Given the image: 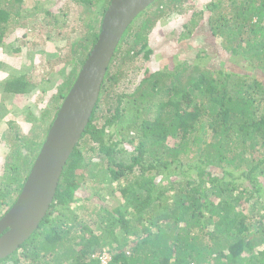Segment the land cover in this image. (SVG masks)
Wrapping results in <instances>:
<instances>
[{"label":"trees","instance_id":"1","mask_svg":"<svg viewBox=\"0 0 264 264\" xmlns=\"http://www.w3.org/2000/svg\"><path fill=\"white\" fill-rule=\"evenodd\" d=\"M76 1L97 8L101 19H84L85 32L64 57L50 62L55 53L46 54L65 76L41 126L23 133L6 120L11 144L0 179V218L19 195L110 3ZM193 2L156 0L126 28L44 219L0 264H264V0H210L203 10L190 11ZM189 11L175 36L200 43L194 59L172 69L146 65L134 89L118 94L125 69L154 53L155 24L166 14ZM27 12L22 0H0V44ZM213 44L238 71L209 65L206 50ZM31 89L23 73L6 79L0 120L10 95ZM25 121L32 122L28 116ZM177 172L194 174L171 184L173 193L156 185L157 177ZM116 182L109 190L113 206L83 191L86 184ZM94 198L102 203L89 208Z\"/></svg>","mask_w":264,"mask_h":264},{"label":"rangeland","instance_id":"2","mask_svg":"<svg viewBox=\"0 0 264 264\" xmlns=\"http://www.w3.org/2000/svg\"><path fill=\"white\" fill-rule=\"evenodd\" d=\"M209 1L194 0L190 11L192 9L194 11L203 10L204 5ZM22 6L28 11L27 16H24L26 18L25 21L23 20L24 18L20 20V24L17 25L19 29L7 35L4 38V42L0 44V102L3 96L1 93L2 85L11 76L23 73L32 89L28 93L10 95V100L8 99L5 102L8 113L2 117L4 120H0V179L11 144L8 142L11 129L6 120L13 121L23 133L28 132L32 126L35 129L41 126L40 118L42 113L45 110H53L57 103L53 96L65 76V71L54 70L50 62L56 56L64 57L70 50V43L80 40L86 29L84 27V19L86 17L101 19L100 14L96 13L97 8L94 6L85 8L76 0H22ZM189 6L191 5L184 6V9ZM45 11H49V15L45 14ZM93 11L95 12L94 14ZM190 11L182 15L173 13L168 16L166 14L164 19H160L155 24L152 31L153 39L150 41V45L155 48L154 53L150 56L149 61L143 57H138L125 69L126 72L125 76L122 77V84L116 90L118 94L127 93L134 89L146 65L149 66L150 70L155 67L162 68L165 65L172 69L177 61L182 63L194 59L200 43L195 40L188 43L186 38L178 40L175 36L181 31L184 19H187L186 16ZM137 18L134 19L135 22L138 20ZM22 21L25 22L24 25ZM15 37L18 38L14 39ZM12 47H18L19 50L16 51ZM50 52L55 53V56L50 62H47L45 56ZM178 52L181 55L173 56V54ZM206 52L213 58L209 62L210 66L222 67L228 71L239 70L236 63L229 61V54L219 48L217 44L211 45ZM62 100H60V103ZM26 116L31 119V123L25 121ZM133 132L130 135L136 137ZM137 142L129 143L128 148L131 150L135 149ZM93 159L98 161L96 156H93ZM185 174L181 175L177 172L170 179L164 178V176L161 178L157 177L155 179L156 185H159L162 189L169 190V193H173L171 184L177 186L185 183L188 176L194 173ZM117 184L118 182L109 185L93 183L89 186L86 184L83 191L95 194L101 200L104 199L107 205L113 206L116 198L110 196L109 190L110 187H116ZM102 195L103 198H101ZM100 199L94 198V201L92 203L88 202L87 206L91 208L96 206V202L102 203ZM117 199H119V195ZM100 257L102 262H106L108 254L105 253L100 255Z\"/></svg>","mask_w":264,"mask_h":264},{"label":"water","instance_id":"3","mask_svg":"<svg viewBox=\"0 0 264 264\" xmlns=\"http://www.w3.org/2000/svg\"><path fill=\"white\" fill-rule=\"evenodd\" d=\"M154 1L110 0L97 40L61 102L19 195L0 218V259L18 249L44 219L63 167L89 122L124 31Z\"/></svg>","mask_w":264,"mask_h":264},{"label":"clouds","instance_id":"4","mask_svg":"<svg viewBox=\"0 0 264 264\" xmlns=\"http://www.w3.org/2000/svg\"><path fill=\"white\" fill-rule=\"evenodd\" d=\"M79 73V72H78ZM78 76V75H77ZM77 78V77H76ZM63 101V100H62ZM4 215V214H3Z\"/></svg>","mask_w":264,"mask_h":264}]
</instances>
